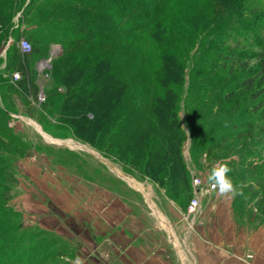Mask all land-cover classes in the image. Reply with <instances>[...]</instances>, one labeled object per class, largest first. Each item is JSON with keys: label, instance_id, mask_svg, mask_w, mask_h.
Masks as SVG:
<instances>
[{"label": "rangeland", "instance_id": "obj_1", "mask_svg": "<svg viewBox=\"0 0 264 264\" xmlns=\"http://www.w3.org/2000/svg\"><path fill=\"white\" fill-rule=\"evenodd\" d=\"M31 1L0 0L11 16L2 30L0 23L3 33L10 27L0 42V264L108 262L110 247L103 240V203L97 200L94 206L90 201V193L103 188L116 194L115 198L125 197L127 206H140L151 215L152 207L157 209V205L165 212L171 209L180 235L191 221L186 216L189 205L181 208L168 199L161 186L142 173L141 163L135 167L128 159L119 158L117 148L109 149L108 139L118 123L99 143L96 137L87 141L77 135L58 110L65 94L60 87L55 110H42L46 92L57 85L56 75L62 69L54 67L63 49L52 41V27L35 35L31 43L39 53H46V60L38 61V55L32 60L44 102L39 101V95L37 100H26L9 87L18 73L12 74L8 68L11 55L17 52L21 39L27 40L18 30L19 22ZM52 1L56 0H45L47 4ZM36 2L41 6L42 0ZM69 3L85 5L73 0ZM40 10L31 16L35 18ZM63 10V15H69L66 7ZM172 11L167 19L169 33L156 43V50L142 70V65L131 62L128 45L121 53L115 47L113 54L106 49L108 56L114 55L117 65L112 67V73L129 85L122 98L128 107L122 113H130L132 119L120 140L121 147L126 150L137 143L136 129L144 134L154 121L151 111L157 97L164 93L158 84L160 59L166 54L174 56L184 68L174 92L183 135L181 154L193 191L190 202L195 197L193 179L209 185L207 177L213 165L227 162L235 189L234 194L230 193L235 208L244 210L253 203L260 219L264 216V206L257 207L258 197L264 196V190L257 185L258 181L264 183V0H183ZM52 31L60 42L64 40L61 31ZM59 51L61 54L56 56L54 53ZM42 62L49 67L39 72ZM241 63H245L244 67ZM88 118L93 120L91 114ZM66 141L85 149H73L62 143ZM127 155L130 158L131 154ZM251 187L258 194L254 195ZM214 192L218 189L211 193ZM158 221L163 222L162 227L167 224L161 215Z\"/></svg>", "mask_w": 264, "mask_h": 264}, {"label": "trees", "instance_id": "obj_2", "mask_svg": "<svg viewBox=\"0 0 264 264\" xmlns=\"http://www.w3.org/2000/svg\"><path fill=\"white\" fill-rule=\"evenodd\" d=\"M73 1L83 2L85 5H69V0H56L47 4L42 0L41 6H37L38 2L33 0L24 8L23 20L19 22L20 26L22 23L26 25L27 31L22 34L30 43L35 41V35L40 36V32L50 29L49 27L63 33L64 40L60 42L61 39L54 36L52 28L49 30L52 41H56L63 49L62 55L54 61V67L62 69L56 75L57 85L51 91H45L47 95L42 110H55L60 87L65 94L58 110L77 135H83L87 141L96 137L99 143L111 127L114 128L118 123L108 139L111 143L109 149L117 148L119 158L128 159L135 167L141 163L142 173L161 186L168 199L179 203L181 208L185 204L188 207L193 191L188 168L181 154L183 135L175 111L178 96L174 92L182 81L183 66L176 62L174 56L166 54L161 57L158 84L164 93L157 97L156 105L151 111L154 123H149L148 131H144V134L136 129L134 135L138 142L129 146L127 151L122 149L120 140L128 132L126 126L132 119L130 113L127 116L125 111L122 113L123 108L128 107L122 98L128 93L129 85L116 79L111 71L112 67L117 66L113 61L114 55L111 57L113 48L121 53L124 45L130 48L127 53L131 55V62L142 65V70L156 50V43L159 44L163 35L168 34L171 29L167 25L169 13L183 0ZM65 7L69 15L62 14ZM39 9L41 13L33 18L31 15ZM10 19L6 7L0 5V23L3 25L1 30L9 24ZM9 29L10 27L5 28L4 33L0 30V42L2 36L7 37ZM31 47L30 55H22L18 45L17 52L11 55L8 68L12 70V74L18 72L20 79L9 87L26 100L29 97L37 100L40 89L32 60L39 51L32 44ZM107 48L112 50L109 56ZM158 48L160 50L161 46ZM241 64L244 67L245 63ZM248 84L251 86V83ZM89 114L93 116L92 121L88 118ZM135 115L140 124L139 115ZM127 153L131 154L130 158ZM257 185L264 190L263 181H258ZM250 191L254 195L258 194L255 188L251 187ZM260 206H264V196L258 197L257 207ZM262 212L264 213V209Z\"/></svg>", "mask_w": 264, "mask_h": 264}, {"label": "crops", "instance_id": "obj_3", "mask_svg": "<svg viewBox=\"0 0 264 264\" xmlns=\"http://www.w3.org/2000/svg\"><path fill=\"white\" fill-rule=\"evenodd\" d=\"M18 30L24 32L27 27L22 23ZM45 55L39 53L38 61L46 60ZM102 190L90 193V201L94 206L97 200L103 203V240L110 247L105 264H264V216L257 218L253 203L240 210L233 195L208 194L201 199L199 217L178 235L171 209L165 212L154 203L167 222L162 227L153 209L151 215L140 206L131 208L125 197L115 198L116 194Z\"/></svg>", "mask_w": 264, "mask_h": 264}, {"label": "built area", "instance_id": "obj_4", "mask_svg": "<svg viewBox=\"0 0 264 264\" xmlns=\"http://www.w3.org/2000/svg\"><path fill=\"white\" fill-rule=\"evenodd\" d=\"M19 49L22 55H30L32 52L31 43L26 39H21L19 42ZM47 63V62H42ZM42 63L39 64V72L43 71L45 68L49 67L48 63L46 66L42 67ZM20 79V74L15 73L13 75V83L17 82ZM39 101L44 102V96L42 94L39 95ZM193 188L195 192V197L191 200L188 210H187V220H191L189 225L192 226L197 216L200 214L201 209V199L202 197L207 196L211 192H213L216 188L212 185H204L203 181L199 178L193 179ZM251 258V257H249Z\"/></svg>", "mask_w": 264, "mask_h": 264}, {"label": "clouds", "instance_id": "obj_5", "mask_svg": "<svg viewBox=\"0 0 264 264\" xmlns=\"http://www.w3.org/2000/svg\"><path fill=\"white\" fill-rule=\"evenodd\" d=\"M231 171L227 162H218L214 164L208 174V182L210 185L218 189L220 195L234 194L235 189L228 173Z\"/></svg>", "mask_w": 264, "mask_h": 264}, {"label": "bare ground", "instance_id": "obj_6", "mask_svg": "<svg viewBox=\"0 0 264 264\" xmlns=\"http://www.w3.org/2000/svg\"><path fill=\"white\" fill-rule=\"evenodd\" d=\"M47 65V63H45V65L44 66H46ZM39 129V128H38ZM39 132H41V131H39ZM48 140H49V137H48ZM51 140V139H50ZM49 140V141H50ZM62 143H64V144H67L69 147H71V148H73V149H85L84 147H81V146H78V145H76V144H74L73 142H71V141H66V142H62ZM92 152V151H91ZM93 153V152H92ZM93 154H95V153H93ZM96 155V154H95ZM151 205V204H150ZM151 207H152V205H151ZM152 209L154 210V213H155V215H156V217H157V219L159 218V213H157V210L156 209H154L153 207H152ZM163 222H161V224H162ZM165 226H166V224H165ZM176 242V241H175ZM176 246L179 248V245H178V243L176 242ZM179 250H181V253H180V256H181V258L182 259H184V257H185V255H184V253H183V250L182 249H179Z\"/></svg>", "mask_w": 264, "mask_h": 264}, {"label": "water", "instance_id": "obj_7", "mask_svg": "<svg viewBox=\"0 0 264 264\" xmlns=\"http://www.w3.org/2000/svg\"><path fill=\"white\" fill-rule=\"evenodd\" d=\"M60 49H61V47H59ZM56 56H59L60 54H61V52L59 51V52H55L54 53ZM41 129V128H40ZM52 142H53V140H51Z\"/></svg>", "mask_w": 264, "mask_h": 264}]
</instances>
